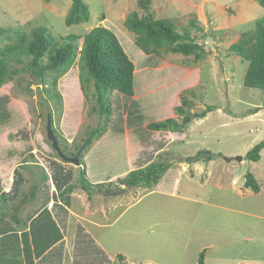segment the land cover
<instances>
[{
    "label": "rangeland",
    "instance_id": "obj_1",
    "mask_svg": "<svg viewBox=\"0 0 264 264\" xmlns=\"http://www.w3.org/2000/svg\"><path fill=\"white\" fill-rule=\"evenodd\" d=\"M83 1L90 9L89 21L67 25L72 0H0V46L14 43L17 29L30 36L33 28L44 25L61 39L69 34L84 36L95 26H105L117 34L135 64L133 98L141 104L144 125L168 117L181 120L176 107L182 104L183 95L192 102L191 112H200L208 105L216 109L194 119L183 132L158 131L142 141L132 129L121 132L114 128L118 120H113L123 112L116 101L124 100L117 91L110 96L115 111L108 125L106 118L93 110L91 92L86 98L80 87V55L58 79L61 106L45 88L50 81L42 84L25 64L12 62L18 72L0 86V95L10 96L9 118L0 125V193L19 171L26 181L18 192V206L23 194L40 181L41 167L50 176L45 184L52 187V160L71 167L75 175L72 181L79 186V166L83 164L63 161L49 139L48 114L52 110L59 145L67 144L75 151V146L81 148L86 143L82 154L91 182L103 179L99 182L118 184V179L137 169L148 153H153L155 160L162 155L161 159L171 162L160 186L117 193L124 197L125 206L130 205L121 218L128 220V225L123 227L119 222L117 228L120 253L132 261L141 260V264H199L203 251L206 264H264V150L259 161L247 157L248 151L264 140V92L245 86L249 62L229 51L241 32L252 30L264 17V7L259 0H150L155 18L172 21L180 32L189 31L204 46L206 57L196 61L194 55L182 53L149 55L136 44V34L124 21L132 11L145 13L140 0ZM82 42L81 38L80 48ZM190 89L196 90V96L188 93ZM99 125L106 131L87 149L88 136ZM163 141L166 145L161 148ZM201 149L211 150L215 158L195 163L183 160ZM240 155L242 160L235 159ZM33 159L38 163L31 162ZM25 163L41 167L21 168ZM248 172L255 175L261 191L245 187ZM176 177L179 181L174 189ZM120 189L125 187L113 188L111 195ZM5 204L12 214L9 203ZM123 208L111 212L115 215L111 221ZM97 218L106 220L100 213ZM1 219L0 228L5 229ZM116 227L104 228L108 237L116 236Z\"/></svg>",
    "mask_w": 264,
    "mask_h": 264
},
{
    "label": "trees",
    "instance_id": "obj_2",
    "mask_svg": "<svg viewBox=\"0 0 264 264\" xmlns=\"http://www.w3.org/2000/svg\"><path fill=\"white\" fill-rule=\"evenodd\" d=\"M49 1V0H48ZM150 0H140L141 7L145 13L140 15L138 11L129 13L124 21L125 26L136 34V44L146 54L161 55L163 52L182 53L186 56L194 55L195 60L199 61L206 57L207 50L201 43H198L189 31L180 32L177 25L170 20L155 18L150 11ZM264 7V0H259ZM90 9L83 0H72V6L68 12L65 22L67 25L87 22L90 19ZM3 32L6 29H2ZM16 40L14 43L0 46V86L14 78L18 72L11 63L25 64L24 68L37 76L42 84L50 81V86L45 87L52 98H56L61 106L62 94L57 90L58 79L67 73L75 64L78 55H80V87L86 98L90 97V92L95 100L93 110L106 118V124L110 122L115 108L112 105L111 94L115 91L118 96L123 97V102L117 99L119 112L114 128L117 131L125 132L126 129H132L138 133L142 141L150 140L152 135L158 131H177L183 132L194 119L204 118L209 112L216 109L215 105H208L200 112H191L192 102L183 95L182 104L176 107V111L181 120L176 117H168L160 121H152L144 125L146 119L141 104L133 98L135 95V64L126 52L117 34L105 26H95L84 36L78 34H69L61 39L56 38L47 26L40 25L32 29L30 36L22 30L15 31ZM83 39L81 48L79 40ZM229 51L235 53L249 62L245 74L244 84L246 87L259 88L264 92V17L256 21L252 30L243 31L239 38L229 46ZM27 60V61H26ZM54 74V75H53ZM52 75L53 78L50 79ZM91 88H94L91 91ZM188 93L196 96V90L190 89ZM10 96L0 95V125L4 124L9 118L8 103ZM258 108L254 113L258 112ZM53 117L52 110L49 112ZM126 115V116H125ZM53 130L60 138L57 129L53 125ZM106 129L99 125L91 130L88 138V147L92 144L94 138L101 137ZM147 134V135H146ZM155 142V141H153ZM164 142V141H163ZM166 143H159L163 148ZM61 149L66 156H74L80 146H75V151L67 148V144H61ZM264 150V140L258 142L248 151L247 157L253 161L261 159V153ZM59 155V153H58ZM155 160L153 153L139 161L137 169L131 170L125 177L118 179V184L113 182H91L86 168L84 166V155H80L79 186L82 187L90 196L94 193H110L113 188H119V185L132 187H152L159 183L171 167V162L161 159ZM215 158V154L209 149H201L195 155L184 157V161L195 163L199 161H210ZM63 161L64 158L61 157ZM52 180L61 198L69 203L70 195L77 186L72 182L74 171L71 167L52 160ZM31 165L41 167L40 164H21V168H30ZM43 174L39 183L34 185L38 189L39 184L43 183L46 193L50 188L45 182L50 179L47 171L41 167ZM19 177L20 173H16ZM22 177L14 178L11 191H2L0 193V216L1 220H6L10 216L13 222L19 224V218L15 212L19 209L16 205V199L19 195V182ZM245 187L251 188L254 192L261 191V185L255 175L248 172L245 175ZM264 188V185H263ZM19 192V193H18ZM8 202L13 213L10 214L5 209V203ZM15 203V204H14ZM83 232V227H79ZM5 229L0 228V234L5 233ZM26 263L35 264V256L42 254L44 249H31L29 244V234L24 232ZM53 241H49L52 244ZM48 246V245H46ZM36 250V253H34ZM113 264H127L125 256L117 255V261ZM199 264H206L204 251L199 257Z\"/></svg>",
    "mask_w": 264,
    "mask_h": 264
},
{
    "label": "crops",
    "instance_id": "obj_3",
    "mask_svg": "<svg viewBox=\"0 0 264 264\" xmlns=\"http://www.w3.org/2000/svg\"><path fill=\"white\" fill-rule=\"evenodd\" d=\"M133 160H131L132 164ZM31 162L38 163L36 159ZM87 173H89L88 170ZM13 174L6 183V192L11 191L14 178L21 177V175L18 177L16 173L15 176ZM112 179H115V176ZM102 180L98 179L96 182ZM24 181L26 179L19 182V188ZM178 181L179 178L176 177L172 183L174 189ZM37 183L39 181L34 182L28 194H23V200L19 203L17 212L19 224L12 223L8 219L9 216L5 218L6 230L5 233L0 234V264H27L24 232L29 234L31 249H35V246L39 250L44 249L42 254L35 256V264H113L117 261L118 254L125 256L127 264L130 261V264H141V260L132 261L128 255L118 250L121 237L120 231H117L119 222L123 227L128 225V220H121L130 207V205L125 206L124 197L119 194H117L119 196L111 195V193L105 195L94 193L90 196L82 187L76 186L70 195L69 203H66L60 197L53 180L52 187L50 185L51 190L47 193L44 184H39L38 189L35 190L34 185ZM157 185L160 186V182ZM122 187L127 188L123 193L136 190V187L128 188L125 185ZM121 207L124 208L111 221L110 217L115 216L111 212ZM98 213L102 214L106 220L97 218ZM80 226L83 227V232L79 231ZM107 226H117L116 236L111 234L108 237L104 229ZM49 241H53L52 244Z\"/></svg>",
    "mask_w": 264,
    "mask_h": 264
},
{
    "label": "water",
    "instance_id": "obj_4",
    "mask_svg": "<svg viewBox=\"0 0 264 264\" xmlns=\"http://www.w3.org/2000/svg\"><path fill=\"white\" fill-rule=\"evenodd\" d=\"M36 81H37V83H39V79L38 78H36ZM52 119H53V117H52L51 113H49L48 114V136H49V139L53 142V147L56 149V151L59 153V155L62 158H64L66 161L74 162L76 165H80V155H81L83 149L85 148L86 143L81 148H79V150L76 152V154L74 156H66L63 153V151H62V149H61V147L59 145L58 138H57V136H56V134H55V132L53 130ZM235 159L242 160L243 156H241V155L237 156V157H235ZM228 160H230V158ZM126 190L127 189L125 187V189H120L119 191H115L114 193H116V194L119 193L120 194V193H123Z\"/></svg>",
    "mask_w": 264,
    "mask_h": 264
}]
</instances>
